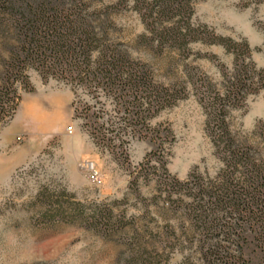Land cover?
I'll return each mask as SVG.
<instances>
[{"label":"rangeland","instance_id":"374dc122","mask_svg":"<svg viewBox=\"0 0 264 264\" xmlns=\"http://www.w3.org/2000/svg\"><path fill=\"white\" fill-rule=\"evenodd\" d=\"M84 1L92 11L119 0ZM146 1L148 9L123 0L107 20V43L128 57L133 75L146 76L138 90L126 87L127 66L115 83L30 62L15 71L28 24L0 14V88L16 91L0 114V264H264L250 230L242 256L225 241L228 257L200 252L213 237L187 208L199 189L167 185L193 175L219 182L226 165L213 128L222 110L228 132L264 162V0L194 1L193 31L175 45L159 35L180 17L152 24L157 6ZM243 60L255 84L234 99ZM159 94L167 99L159 103ZM85 158L100 184L79 168ZM235 178L244 180L240 170Z\"/></svg>","mask_w":264,"mask_h":264},{"label":"trees","instance_id":"16d2710c","mask_svg":"<svg viewBox=\"0 0 264 264\" xmlns=\"http://www.w3.org/2000/svg\"><path fill=\"white\" fill-rule=\"evenodd\" d=\"M194 1L153 0L157 6V18L152 24L161 25V20H169L174 15L180 17L178 22H172L161 30L159 37L162 43L178 44L182 37L193 31L188 16L192 14ZM137 2L141 9H148L146 0ZM122 3L123 0H119L115 5L90 11L91 4L84 0H0V14H7L11 20L20 17L28 24L26 35L20 40V50L24 52L14 59V70L19 72L21 65L30 62L48 73L71 74L74 76L72 79L86 78L88 83H94L103 74L115 83L119 81L122 68L127 66L130 79L126 87L131 90H138L139 86L148 87L145 74L138 77L133 75L128 57L106 41L108 17L111 10ZM205 34V30L200 28V37ZM237 46L250 51L246 43ZM97 50L101 53L100 59L97 67L92 69L91 57ZM239 65L232 83L235 89L230 91L234 99L251 90L255 84L252 63L243 60ZM165 95H158L159 103L167 99ZM15 96L16 91L10 85L0 88L1 104L5 99L10 101ZM1 104L0 114L5 109ZM225 113L223 110L220 112V124L215 126L216 129L213 128L217 136L216 147L223 153L226 165L219 182H206L202 177L193 175L185 182L173 177L167 184L171 191L199 189V194L194 195L195 206L187 208L195 214L197 228L204 231L207 237H213L210 242H202L200 252L217 259L222 254L227 257L230 254V246H223V241L231 246L235 244L238 255L242 256L246 232L249 230L259 249L264 251V162L256 158L252 148L238 142L228 132ZM140 114H144V111ZM239 170L244 180L235 178ZM199 195L200 201L197 200Z\"/></svg>","mask_w":264,"mask_h":264},{"label":"built area","instance_id":"2783aa9c","mask_svg":"<svg viewBox=\"0 0 264 264\" xmlns=\"http://www.w3.org/2000/svg\"><path fill=\"white\" fill-rule=\"evenodd\" d=\"M79 168L86 174L90 182L94 184L101 183L102 176L93 160H90L89 158L82 159L79 163Z\"/></svg>","mask_w":264,"mask_h":264}]
</instances>
